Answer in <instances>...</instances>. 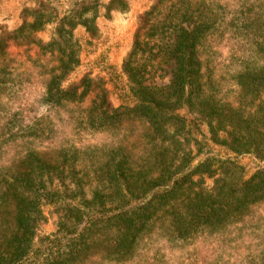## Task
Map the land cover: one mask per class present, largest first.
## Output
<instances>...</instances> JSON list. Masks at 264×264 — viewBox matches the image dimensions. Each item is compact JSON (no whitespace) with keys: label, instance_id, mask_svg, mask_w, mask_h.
Instances as JSON below:
<instances>
[{"label":"trees","instance_id":"trees-1","mask_svg":"<svg viewBox=\"0 0 264 264\" xmlns=\"http://www.w3.org/2000/svg\"><path fill=\"white\" fill-rule=\"evenodd\" d=\"M129 3L0 0V264H264V0Z\"/></svg>","mask_w":264,"mask_h":264},{"label":"rangeland","instance_id":"rangeland-1","mask_svg":"<svg viewBox=\"0 0 264 264\" xmlns=\"http://www.w3.org/2000/svg\"><path fill=\"white\" fill-rule=\"evenodd\" d=\"M152 0H129V8L124 13L118 14L115 16V19L108 25L106 29L107 43L119 47L120 53H123L125 50L126 39L131 35L134 30L136 17L137 15L144 10ZM153 43V42H151ZM170 68L171 64L166 62H161L157 66L150 67L144 71L145 73V83L149 85H164L167 84L170 79ZM137 131L141 132L140 130ZM46 144H47V134ZM44 138L39 139V142L43 143ZM239 162L246 166V169H251L256 165L264 166L263 163L258 161H252L250 157L239 158ZM191 249V247L189 248ZM238 252L241 254H246V250L242 247L238 249ZM220 251L212 253L210 256L206 251H202L201 255L205 256L207 259H212L218 257ZM217 259L223 260L224 257H219ZM218 261V260H217ZM219 262V261H218ZM220 264V262H219Z\"/></svg>","mask_w":264,"mask_h":264}]
</instances>
